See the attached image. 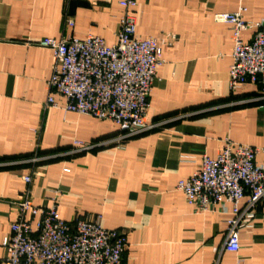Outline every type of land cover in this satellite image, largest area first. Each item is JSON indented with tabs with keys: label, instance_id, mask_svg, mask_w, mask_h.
Segmentation results:
<instances>
[{
	"label": "crops",
	"instance_id": "1",
	"mask_svg": "<svg viewBox=\"0 0 264 264\" xmlns=\"http://www.w3.org/2000/svg\"><path fill=\"white\" fill-rule=\"evenodd\" d=\"M239 5L245 20L264 19V0H137L136 37L161 45L145 114L159 125L116 141L123 131L110 120L45 106L54 57L38 41L93 34L114 43L119 0H0V264L24 195L41 207L55 202L71 224L100 216L126 237L122 264H264V202L230 251L222 249L230 201L199 212L176 188L226 139L264 148V100L254 84L229 89L231 29L214 19ZM74 140L95 146L66 153Z\"/></svg>",
	"mask_w": 264,
	"mask_h": 264
},
{
	"label": "built area",
	"instance_id": "2",
	"mask_svg": "<svg viewBox=\"0 0 264 264\" xmlns=\"http://www.w3.org/2000/svg\"><path fill=\"white\" fill-rule=\"evenodd\" d=\"M119 4L123 13L114 43L93 34L84 38L43 37L38 41L54 57L45 106L110 120L123 131L116 141L159 125L147 123L145 114L156 69L163 62L157 38L135 35L131 10L137 0H119ZM245 10L239 5L233 11L214 14L216 21L228 23L231 29L233 49L228 86L234 91L248 83L254 84L257 99L264 100V19L245 20ZM67 23L73 24L70 19ZM245 29L253 30L249 41L242 38ZM55 94L64 99L62 104ZM94 146L74 140L66 153ZM260 153L264 155V148L226 139L214 157L204 155L199 168L176 184L185 202L199 212L218 205L223 208L224 201H230L232 208L225 221L222 249H239L240 230L247 227L255 207L264 202V161L255 160ZM23 180L29 182L30 177L24 176ZM16 208V218L1 241L6 264H122L126 237L121 231L104 228L100 216L92 220L78 217L71 224L59 215L55 202L50 207H41L26 195L16 203Z\"/></svg>",
	"mask_w": 264,
	"mask_h": 264
},
{
	"label": "water",
	"instance_id": "3",
	"mask_svg": "<svg viewBox=\"0 0 264 264\" xmlns=\"http://www.w3.org/2000/svg\"><path fill=\"white\" fill-rule=\"evenodd\" d=\"M76 3V1H71V3H70V7H72L73 8V5Z\"/></svg>",
	"mask_w": 264,
	"mask_h": 264
}]
</instances>
